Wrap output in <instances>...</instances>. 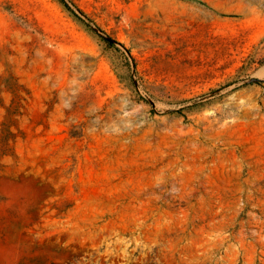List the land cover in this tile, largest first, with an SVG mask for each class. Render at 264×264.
Segmentation results:
<instances>
[{"label":"rangeland","instance_id":"obj_1","mask_svg":"<svg viewBox=\"0 0 264 264\" xmlns=\"http://www.w3.org/2000/svg\"><path fill=\"white\" fill-rule=\"evenodd\" d=\"M0 264H264V0H0Z\"/></svg>","mask_w":264,"mask_h":264}]
</instances>
